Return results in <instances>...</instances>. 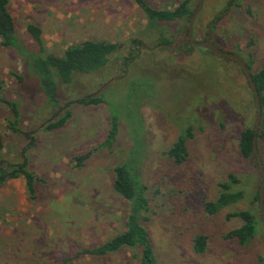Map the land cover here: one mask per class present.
I'll return each instance as SVG.
<instances>
[{
	"label": "rangeland",
	"instance_id": "374dc122",
	"mask_svg": "<svg viewBox=\"0 0 264 264\" xmlns=\"http://www.w3.org/2000/svg\"><path fill=\"white\" fill-rule=\"evenodd\" d=\"M146 1L154 9H174L181 2ZM231 2L204 0L194 39L203 41L215 21L211 39L216 47L257 72L264 66V0H236L233 7ZM9 10L17 37L32 52L40 47L29 24L41 29L48 53L63 56L70 46L95 40L119 44L120 58L105 74L76 77L60 87L62 105L101 93L110 102L73 103L66 125L50 132L47 123L63 113L48 105L24 57L0 42V135L5 143L0 162L15 165L26 156L29 170L43 180L35 185L34 200L23 177L0 186V264H138L128 249L108 257L79 252L125 228L129 203L113 188V170L126 159L134 137L141 138L140 122L146 141L142 177L149 197L142 222L156 264H259L264 259V222L254 202L262 176L256 159H245L239 149L241 132L255 124L256 105L234 61L202 48L188 50L186 23L164 25L174 43L172 49L160 46V28L134 0H9ZM19 76L27 77V83L21 85ZM146 79L153 87L139 104L131 84ZM6 101L17 104L18 117ZM112 112L122 117L119 133L113 146L102 147ZM188 128V157L178 165L168 152ZM260 148L264 159V145ZM229 174L239 178L237 188L245 199L208 215L204 202L218 197L219 183ZM250 208L259 229L242 247L227 237L241 220L226 216ZM196 235L208 238L202 254L194 250Z\"/></svg>",
	"mask_w": 264,
	"mask_h": 264
},
{
	"label": "trees",
	"instance_id": "16d2710c",
	"mask_svg": "<svg viewBox=\"0 0 264 264\" xmlns=\"http://www.w3.org/2000/svg\"><path fill=\"white\" fill-rule=\"evenodd\" d=\"M139 8L144 12L151 24L160 28V46L172 49L173 41L166 35L164 25L183 23L189 24L196 7L197 0H181L174 9H154L146 0H134ZM234 2L232 0L231 4ZM215 22V21H214ZM215 24V23H214ZM215 29L214 25L212 31ZM28 32L34 37L39 44L40 50L32 52L29 50L16 35L15 20L9 10V0H0V42L7 48L14 49L20 56L24 57L26 69L32 78L36 80L46 97L48 105L58 108L63 115L56 121L47 123L45 129L47 131H55L63 128L71 118L70 107L73 103H79L85 106L108 104L110 101L105 94L88 95L78 97L76 100H68L62 105L60 87L71 85L76 77L94 76L101 72H108L111 64L120 58V45L105 41L86 40L80 44L72 45L68 48L63 56L46 52L41 39V29L33 24L27 27ZM208 32V31H207ZM188 38V28H187ZM188 50L193 47L187 41ZM195 48V47H194ZM209 52V51H208ZM211 53V52H209ZM213 54V53H211ZM236 64V63H235ZM248 67L251 69L249 64ZM252 70V69H251ZM104 72V74H105ZM253 78L257 89L259 90L262 105V120L259 132L257 134V144L260 151L261 145H264V66L257 72H253ZM21 85L27 83V77H18ZM133 82L131 91L133 99L140 104L143 98H148L144 91L151 90L153 82L147 79ZM132 101V100H130ZM7 102V101H6ZM13 110L16 117L19 116L18 106L15 102H7ZM122 117L120 114L111 113L110 129L107 139L102 147L113 146L117 138ZM141 138H135L133 146L130 149L126 159L115 166L113 188L115 192L129 203L128 215L125 219L124 230L120 234L113 236L103 244L92 248L83 249L79 255H90L92 257H108L125 249L133 252V258L138 264H156V257L151 241V236L147 228L143 224L145 219L144 213L148 209L149 197L148 186L143 181L142 165L144 161V149L146 141L143 137L141 122ZM26 136H31L26 134ZM192 137V129H185L177 138L171 147L168 155L178 164H184L188 157L187 140ZM255 137V124L253 127L247 126L240 134L239 149L245 159H256V165L259 166L258 160L253 150V139ZM32 145L33 137L31 138ZM4 138L0 135V152L4 149ZM85 157L78 158V166H82ZM263 162L264 159L262 158ZM23 177L26 182V190L30 199H36V183L43 181L36 176L28 168L26 156L24 160L18 164L3 165L0 162V186L9 180ZM240 183L239 178L234 174H229L227 181L219 183V195L215 200L204 202V208L208 215H217L230 206L241 202L245 199V192L237 188ZM259 192L254 197V202H259ZM263 221L260 202L258 203ZM228 220L239 219L241 226L231 230L228 238L235 239L242 247L248 246L255 238L259 229V220L254 210H237L227 214ZM264 222V221H263ZM208 238L204 235H196L193 239L194 250L198 254H202L207 249ZM259 264H264V259Z\"/></svg>",
	"mask_w": 264,
	"mask_h": 264
},
{
	"label": "water",
	"instance_id": "95a60500",
	"mask_svg": "<svg viewBox=\"0 0 264 264\" xmlns=\"http://www.w3.org/2000/svg\"><path fill=\"white\" fill-rule=\"evenodd\" d=\"M203 2H204V0H197V7H196L192 17L189 20L188 41H189L190 46L193 48L194 47L202 48V49H205V50L213 53L216 56L227 58V59L234 61V63H236L241 68L242 72L244 73V75L248 81V84H249V87L253 93L255 105H256L255 137L253 139V150H254L255 156L258 160V164H259V168H260V172H261V176H262V183H261L260 190H259V196H260L259 202H260L262 215H263V221H264V162H263L262 157L260 155V152L258 149V144H257V134L259 132L261 120H262V105H261V98H260L259 90L257 89V86H256L254 78H253V71L248 67V65L240 57H238L232 53L220 50L212 42L211 33H212V27L214 25V22H212L209 25L208 33L206 35V38L203 41H196L194 39V24H195V20L198 16L200 10L203 7ZM235 5H236V0L233 2L232 7ZM227 12H229V9L224 14H226ZM221 15L222 14H220L218 16V18Z\"/></svg>",
	"mask_w": 264,
	"mask_h": 264
},
{
	"label": "flooded vegetation",
	"instance_id": "af4514ba",
	"mask_svg": "<svg viewBox=\"0 0 264 264\" xmlns=\"http://www.w3.org/2000/svg\"><path fill=\"white\" fill-rule=\"evenodd\" d=\"M193 49V48H192Z\"/></svg>",
	"mask_w": 264,
	"mask_h": 264
}]
</instances>
